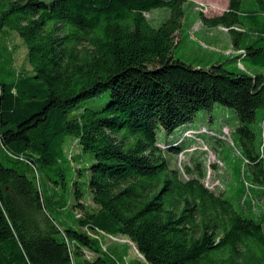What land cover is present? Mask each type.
Segmentation results:
<instances>
[{
	"label": "trees",
	"instance_id": "trees-1",
	"mask_svg": "<svg viewBox=\"0 0 264 264\" xmlns=\"http://www.w3.org/2000/svg\"><path fill=\"white\" fill-rule=\"evenodd\" d=\"M186 3L0 0V35L17 33L32 67L0 79V264H116L101 233L128 238L147 264H264V220L183 180L166 152L185 141L158 146L160 131L171 138L202 111L232 109L264 184V131L255 150L251 129L264 107V0L201 12L206 28L228 31L234 54L197 65L174 55ZM157 9L170 16L154 28L146 15ZM70 139L84 155L69 157Z\"/></svg>",
	"mask_w": 264,
	"mask_h": 264
},
{
	"label": "rangeland",
	"instance_id": "rangeland-1",
	"mask_svg": "<svg viewBox=\"0 0 264 264\" xmlns=\"http://www.w3.org/2000/svg\"><path fill=\"white\" fill-rule=\"evenodd\" d=\"M186 1L187 3L184 5L185 19L181 29L182 37L178 36V39L182 38V43L176 46L175 59L188 64L202 63L200 54L195 52V48H191L189 40L191 35L201 34L203 29L208 32L207 38L216 37L218 43L215 47L218 51L226 55L234 54V51L231 50L230 37L225 33L227 30L222 27L208 30L201 21V12L207 17L217 16L228 7L229 1ZM194 3L201 5V9L196 10ZM250 4V2H244L242 11L248 12L251 8ZM169 16L170 11L168 9H157L147 14L146 19L154 28H159ZM196 37L200 38L199 35ZM196 42L201 43L200 41ZM210 48V46L204 47L206 52ZM27 53V47L17 33L7 31L0 35V79L8 75L12 69L16 72H31L32 67L27 60ZM242 66L246 68L247 62H242ZM257 70L258 73H264V67ZM239 126L236 112L218 105L212 112L202 111L198 113L192 123L175 130L171 138L165 131H160L158 133V146L162 150H166L168 143L177 141L181 144L185 141L182 153L177 155L169 151L166 152L171 168L177 170L185 181L190 179L201 180L211 192L228 198L239 212L248 211V216L252 219L262 221L264 220V184H259L251 177V168L247 163L248 160L245 159L246 154L241 135L237 132ZM251 129L255 134L253 147L258 150L263 139L264 107L258 109L256 120L251 125ZM70 143L71 146L67 145L69 157L80 156L82 152L78 144L72 142L71 139L69 140ZM0 154L2 155V151ZM198 165L200 170L196 169ZM75 166L80 168L78 165ZM187 168L192 170L191 174L187 173ZM38 182L44 187L46 186L45 177L41 173H39ZM239 196H242L241 201L238 199ZM67 200L69 203L74 200L70 191L67 194ZM83 201L86 205L96 208L88 191L85 193ZM249 205H252L251 211L247 210ZM70 211L72 210L70 209ZM76 216L80 217V213H76ZM96 238L101 242L104 249L118 258L116 264H147L137 246L128 238L123 236L111 237L102 233L97 234ZM87 256L89 257V254ZM76 259L77 264H83L80 258Z\"/></svg>",
	"mask_w": 264,
	"mask_h": 264
},
{
	"label": "crops",
	"instance_id": "crops-1",
	"mask_svg": "<svg viewBox=\"0 0 264 264\" xmlns=\"http://www.w3.org/2000/svg\"><path fill=\"white\" fill-rule=\"evenodd\" d=\"M194 5L196 6L195 7L196 10H198V9L200 10L201 7H202L201 5H198L197 3H194ZM227 9H228V7L226 9H224L223 11H221V13L219 15H222ZM219 15H217V16H219ZM213 16H216V15H213ZM213 16H211V17H213ZM208 17H210V16H208ZM208 30H211V29H208ZM207 33L208 32L205 29H203L201 34H193V35H191V38L189 40L191 42V48H195V52H198L200 54V57L203 60V62H204V60L207 63H210L212 61L215 62L220 57L227 56L225 53H222V52H220V51H218L216 49L215 46H217V43H218L217 42L218 40H216V37L213 38V39L212 38H207L208 37L206 35ZM225 33L228 34V31H226ZM197 35L200 36V38L198 37L199 39L196 37ZM196 41H200L201 43L199 44ZM230 45H231V50H233V47H232V44H231V40H230ZM208 46H210L211 48H210L209 51L206 52L204 47H208Z\"/></svg>",
	"mask_w": 264,
	"mask_h": 264
}]
</instances>
